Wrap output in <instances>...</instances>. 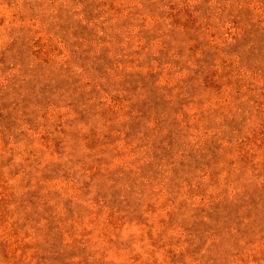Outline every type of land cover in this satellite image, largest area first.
Masks as SVG:
<instances>
[{"label": "rangeland", "instance_id": "obj_1", "mask_svg": "<svg viewBox=\"0 0 264 264\" xmlns=\"http://www.w3.org/2000/svg\"><path fill=\"white\" fill-rule=\"evenodd\" d=\"M0 264H264V0H0Z\"/></svg>", "mask_w": 264, "mask_h": 264}]
</instances>
